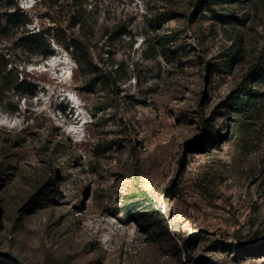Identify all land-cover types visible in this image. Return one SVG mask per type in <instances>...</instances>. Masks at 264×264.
I'll list each match as a JSON object with an SVG mask.
<instances>
[{"label": "rangeland", "instance_id": "obj_1", "mask_svg": "<svg viewBox=\"0 0 264 264\" xmlns=\"http://www.w3.org/2000/svg\"><path fill=\"white\" fill-rule=\"evenodd\" d=\"M1 48L0 264H264V0H0Z\"/></svg>", "mask_w": 264, "mask_h": 264}, {"label": "trees", "instance_id": "obj_2", "mask_svg": "<svg viewBox=\"0 0 264 264\" xmlns=\"http://www.w3.org/2000/svg\"><path fill=\"white\" fill-rule=\"evenodd\" d=\"M14 6V8L11 11H7L5 13V18L9 21H14L16 24H26V15L24 14V11H22L18 5L16 3H10L9 6ZM5 32H7L9 30V27L7 25L3 26ZM20 41H22V43L31 46V47H38L40 50H42V54L44 56H46L48 54V52L51 50V45L49 44V42L46 40V38L38 33V32H27L25 34H23L20 37ZM76 42V41H75ZM9 53H6L4 49H0V59L5 60L6 55H8ZM235 57V55H233V58ZM15 60V58H19L18 53H11V55H9V60ZM0 65H1V61H0ZM14 68V67H12ZM1 72H0V76H1ZM23 83V81H21ZM3 88V80L0 78V91ZM244 92L247 93V91L249 90L248 87H244L242 89ZM257 97L255 95H250V93L247 94V101H241L240 98H234V102L238 105V108L243 109V108H249L251 107L249 100L250 98H254Z\"/></svg>", "mask_w": 264, "mask_h": 264}, {"label": "bare ground", "instance_id": "obj_3", "mask_svg": "<svg viewBox=\"0 0 264 264\" xmlns=\"http://www.w3.org/2000/svg\"><path fill=\"white\" fill-rule=\"evenodd\" d=\"M58 64H63L64 65V69H63V75L62 76L58 75V77H56V78H59L58 80H62V81L68 80L70 78V76H71V71L68 69L69 66L66 65V61H64L62 57L59 58L56 55V57H54V59L50 62V65L53 67V66H56ZM48 66H49L48 64H45L46 68H48ZM45 71H49V69H46ZM77 105H78V103H77Z\"/></svg>", "mask_w": 264, "mask_h": 264}, {"label": "clouds", "instance_id": "obj_4", "mask_svg": "<svg viewBox=\"0 0 264 264\" xmlns=\"http://www.w3.org/2000/svg\"><path fill=\"white\" fill-rule=\"evenodd\" d=\"M19 3L22 8H28L31 6V4L35 3V0H19ZM7 123L6 118L0 119V124Z\"/></svg>", "mask_w": 264, "mask_h": 264}]
</instances>
